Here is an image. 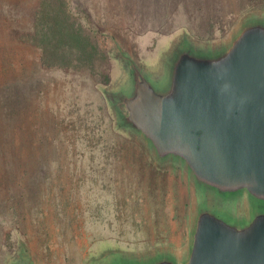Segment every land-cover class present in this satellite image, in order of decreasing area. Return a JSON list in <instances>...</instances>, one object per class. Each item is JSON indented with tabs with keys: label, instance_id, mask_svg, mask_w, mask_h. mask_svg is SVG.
<instances>
[{
	"label": "rangeland",
	"instance_id": "obj_1",
	"mask_svg": "<svg viewBox=\"0 0 264 264\" xmlns=\"http://www.w3.org/2000/svg\"><path fill=\"white\" fill-rule=\"evenodd\" d=\"M66 1L76 24L106 55L94 70L67 75L40 68V50L9 36L12 29L32 28L37 0H0L2 56L45 97V177L25 172L14 190L0 185V264L21 246L42 264H87L113 251H180L195 195L178 169L152 164L117 126L106 95L125 75L116 47L146 73L161 70L174 40L222 42L244 16L264 10V0Z\"/></svg>",
	"mask_w": 264,
	"mask_h": 264
},
{
	"label": "water",
	"instance_id": "obj_2",
	"mask_svg": "<svg viewBox=\"0 0 264 264\" xmlns=\"http://www.w3.org/2000/svg\"><path fill=\"white\" fill-rule=\"evenodd\" d=\"M125 75L106 90L116 124L194 192L185 247L113 251L87 264H264V10L229 37L174 40L146 73L116 47ZM8 264H42L19 247Z\"/></svg>",
	"mask_w": 264,
	"mask_h": 264
},
{
	"label": "trees",
	"instance_id": "obj_3",
	"mask_svg": "<svg viewBox=\"0 0 264 264\" xmlns=\"http://www.w3.org/2000/svg\"><path fill=\"white\" fill-rule=\"evenodd\" d=\"M9 36L14 43L37 47L43 70L54 68L68 75L88 68L94 70L106 61V55L72 18L66 0H37L32 28L20 32L12 29ZM2 51L0 185L14 190L16 179L25 172L45 177V97L37 94L35 82H25L24 73L14 72L11 59L2 56ZM99 73L108 80V73ZM26 164L33 166L30 172L21 169ZM34 182L27 187L31 194L38 189Z\"/></svg>",
	"mask_w": 264,
	"mask_h": 264
}]
</instances>
